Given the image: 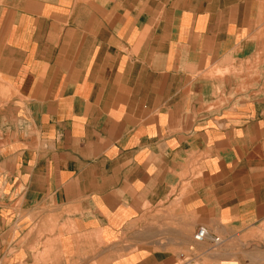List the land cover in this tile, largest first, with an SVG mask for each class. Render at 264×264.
I'll return each mask as SVG.
<instances>
[{
  "label": "crops",
  "instance_id": "0c3cea01",
  "mask_svg": "<svg viewBox=\"0 0 264 264\" xmlns=\"http://www.w3.org/2000/svg\"><path fill=\"white\" fill-rule=\"evenodd\" d=\"M0 264H264V0H0Z\"/></svg>",
  "mask_w": 264,
  "mask_h": 264
},
{
  "label": "built area",
  "instance_id": "2783aa9c",
  "mask_svg": "<svg viewBox=\"0 0 264 264\" xmlns=\"http://www.w3.org/2000/svg\"><path fill=\"white\" fill-rule=\"evenodd\" d=\"M206 238V231L204 228H199L195 234L193 235V240L196 243H201L205 240Z\"/></svg>",
  "mask_w": 264,
  "mask_h": 264
}]
</instances>
